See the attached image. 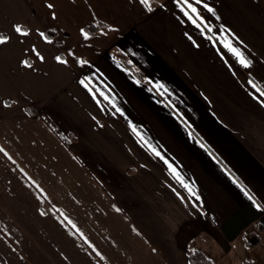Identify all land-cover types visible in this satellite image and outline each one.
<instances>
[{
  "label": "crops",
  "instance_id": "obj_1",
  "mask_svg": "<svg viewBox=\"0 0 264 264\" xmlns=\"http://www.w3.org/2000/svg\"><path fill=\"white\" fill-rule=\"evenodd\" d=\"M50 2L54 9L45 0H0V33L12 37L0 45V101L10 104L0 105V147L12 156L0 153V231L11 233L9 241L0 238V264H187L193 251L216 264H251L254 248L264 252V106L250 95L249 70L216 42L218 34L212 41L205 36L218 33L222 23L231 27L253 59L252 77L264 86V0H207L221 17L201 9L211 31L181 23L172 0H162L167 8L152 0L151 13L138 0ZM17 22L31 33L16 34ZM93 23L119 31L83 37L79 28ZM32 44L43 62L24 52ZM69 48L92 64L75 63ZM56 55L69 63L60 64ZM21 58L34 69L20 65ZM92 72L94 87L113 96L127 119L111 115L108 101L101 110L79 85V77ZM146 75L168 91L150 92ZM129 119L173 159L180 177L195 181L190 186L201 197L200 208L142 146ZM19 168L45 189L47 200L35 199ZM38 203L45 210L56 205L64 214L59 218L67 216L87 240L62 226L59 213L39 215Z\"/></svg>",
  "mask_w": 264,
  "mask_h": 264
},
{
  "label": "snow or ice",
  "instance_id": "obj_2",
  "mask_svg": "<svg viewBox=\"0 0 264 264\" xmlns=\"http://www.w3.org/2000/svg\"><path fill=\"white\" fill-rule=\"evenodd\" d=\"M138 3L142 6V8L145 11H147L149 13H151L155 10L152 6V0H138ZM156 3L159 4L160 7H163V8L168 7L167 4L162 3V0H156ZM172 3L175 5V8L178 10V13H179L178 19L180 20L181 23H189L190 22L191 24L196 25L197 28H203L207 31H211V29H212V27H214V25L209 24L206 16L204 14H202L201 9H206L207 12L211 13L212 16L215 17L217 20L221 19V17L219 15H217L216 8L213 7V5L211 3L207 2V0H172ZM45 4H46V7L48 9H54L55 8V5L53 3H51L50 0H45ZM89 7H91V5H89ZM50 15L53 19H55L57 13H56V11L53 10V11H51ZM92 15L94 17L95 13L93 12ZM107 27L112 29L113 31H119V27L117 25L110 23L107 25ZM12 28H13V31L16 34H18L20 37H26L32 31V29L27 28L18 22L14 23L12 25ZM35 31L44 41H46L48 43L52 42V37L49 34H47L46 31L41 30L40 28H36ZM53 31H55V29H53ZM101 31H103V30H101ZM79 32L85 38H88L90 36V33L87 30H85L84 27L79 28ZM217 34L220 36V39H219V41H216V42L219 44H222L224 49H227V53L231 54V57L234 58L236 64H238L241 67L249 70L248 75L251 78L247 79L246 82H247V85L250 87V95L261 106H264V86H258L259 81H257L254 77H252V71L251 70L253 68L254 62H253V59H251L245 53V50L247 49V45L245 44V41L243 39H241L240 36H238L232 30V28L229 27L226 23H222L219 25L218 33H215L213 36H205V39L212 41L214 39V36ZM185 35L187 36V38L191 41V43L194 46L199 47L197 39L194 38L193 35H191L187 32L185 33ZM204 35H205V33L202 31L201 36H204ZM11 39H12V37L10 35L0 33V45H4L6 43H9L11 41ZM24 52L25 53L31 52L32 54H34L35 58L41 62H43L45 60L44 55L37 49L35 44H32L29 48H25ZM67 53L69 56L74 58L75 63L80 64L81 66L92 64L91 61H86V60L81 59L80 57H77L75 52L71 48L67 49ZM220 55H221V59L224 60L225 63H228V58H227L226 54L223 52H220ZM54 59L63 65H67L69 63V60L65 59L64 56H62V55H56L54 57ZM19 64L24 66L25 68L34 69L33 63H31L28 59H25V58L19 59ZM92 67H95V65H92ZM229 68H231V64H229ZM99 71H100L99 69H96V72H99ZM96 72H92L91 75H81L78 79L79 85L82 86V88L87 92V94L91 97V99L93 101H95L96 105H98L101 110H103L104 102L108 101L109 103L112 104L113 108L115 109L111 113V115L115 116L117 113H119L120 115L125 116V118L127 119V116H126L123 108L117 106L116 100L113 96H111L110 94H106L103 91H98L94 87L93 81H94ZM133 79H135V78H133ZM261 80H264V77H261ZM144 81L147 84L152 85V87L149 88L150 92L162 90L161 94H163V92L168 91L164 87L163 83H161L160 80H154L150 75L144 76ZM135 83L140 84L141 81L135 80ZM161 103H163V101H161ZM0 105H2L3 108L10 107L8 100L0 101ZM173 107H175V106L173 105ZM92 119L97 124H99V120H97L96 116H93ZM185 123L187 124V126L189 128L191 127V124H188L187 121H185ZM128 124H129L130 128L132 129V131L134 133H136L137 136H140V142H142V146H145L152 155H154V156L158 157L160 160H162L164 165L167 167V169L173 175H175L178 178L183 189H185L188 192L189 197L194 198L191 201L193 206L196 208H200L202 206L201 197L199 196V194L196 191L193 190V187L190 186V183L194 184L195 181L193 180L189 183V182H186L184 178L180 177V174L177 171V167L175 166L173 159H171L168 154L159 151L156 147H153V145L151 143H148V141L145 140L144 137L141 136L140 133L137 131L136 125L133 123L132 120L129 119ZM61 135H63V133H61ZM191 135H192V133L189 132V136H191ZM197 143H200V141L198 140ZM200 147L205 148L206 145L203 143H200ZM0 153H3L4 156H6L9 160H12V156L7 152V150L5 148L0 147ZM208 154H209V156L212 157L213 160H216V157L212 156L211 152H209ZM221 167H223V165H221ZM18 171L20 173H22L23 178H26L24 181L26 187L29 190L35 188L36 191L32 193L33 196L35 197V199L38 202H43V201L47 200V193H46L45 189L43 187H41L40 184H38L36 182V180H34L31 176H29L28 173L23 168H19ZM224 171L227 172V174L231 177V179L233 180L234 183H240L238 178L235 175H233L232 172H230L226 168L224 169ZM240 187L244 188V185L241 183ZM175 194L181 200L186 199L181 194L180 191H176ZM244 194L246 196H249L250 200L252 199V196L249 195L248 191H245ZM253 203L255 204L256 208H258V209L261 208V205L259 203H256L255 200H253ZM113 207L116 208L117 211H121V209L118 208L116 205H113ZM35 210L41 216H49L53 212L59 213V215L56 217V219L58 220V222L62 226L67 227L68 225H71V227L73 229H75V232L71 233L72 235H76L78 233L81 237H83L85 240H87V238L84 237V234L80 231V229L74 223H72V221L69 220L67 216H64V219H62V220L59 218V216L64 215V214L62 212H60V210L56 207V205H52L51 208H49L48 210H45V208L40 206V204L38 203V206L36 207ZM133 231H137V230L135 228H133ZM0 238L4 239L5 241H9L11 238L10 231L7 230L6 228L3 231H0ZM88 243H89L90 247L95 249V245H92L90 241ZM152 251L155 252L156 249H152ZM96 254H97V256H99L100 252L97 251ZM61 255H63V253H61ZM187 264H191V261H188Z\"/></svg>",
  "mask_w": 264,
  "mask_h": 264
},
{
  "label": "trees",
  "instance_id": "obj_3",
  "mask_svg": "<svg viewBox=\"0 0 264 264\" xmlns=\"http://www.w3.org/2000/svg\"><path fill=\"white\" fill-rule=\"evenodd\" d=\"M85 30H87L90 34H95V33H99V32L110 33L112 31V29L108 28L107 25L104 23L90 24L85 28ZM101 30H103V31H101ZM120 58L126 62V58H124L122 55H120ZM135 72L138 74L137 71H135ZM139 76L142 77L141 75H139ZM29 112L34 114L33 110H29ZM189 261H191V264H216L205 253H203L201 251L190 252L189 253Z\"/></svg>",
  "mask_w": 264,
  "mask_h": 264
},
{
  "label": "rangeland",
  "instance_id": "obj_4",
  "mask_svg": "<svg viewBox=\"0 0 264 264\" xmlns=\"http://www.w3.org/2000/svg\"><path fill=\"white\" fill-rule=\"evenodd\" d=\"M249 257L253 260L251 264H264V252H255L254 248Z\"/></svg>",
  "mask_w": 264,
  "mask_h": 264
}]
</instances>
